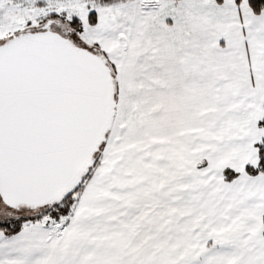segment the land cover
<instances>
[{
	"label": "snow or ice",
	"instance_id": "obj_1",
	"mask_svg": "<svg viewBox=\"0 0 264 264\" xmlns=\"http://www.w3.org/2000/svg\"><path fill=\"white\" fill-rule=\"evenodd\" d=\"M0 264H264V0H0Z\"/></svg>",
	"mask_w": 264,
	"mask_h": 264
}]
</instances>
